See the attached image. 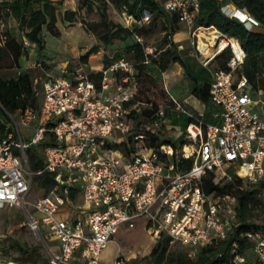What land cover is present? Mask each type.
Returning <instances> with one entry per match:
<instances>
[{"label": "built area", "instance_id": "1", "mask_svg": "<svg viewBox=\"0 0 264 264\" xmlns=\"http://www.w3.org/2000/svg\"><path fill=\"white\" fill-rule=\"evenodd\" d=\"M162 8L179 16L191 46L202 57L198 31L205 28L194 27L196 0H165ZM223 12L243 23L247 30L258 26L241 9L225 5ZM122 15L128 26L135 24L138 28L151 20L146 12L139 19ZM215 32L217 37L210 46L215 53L202 57L201 66L208 67L224 42L232 54L227 67L237 68L243 61V51ZM146 52L150 54L152 50L146 48ZM35 67L40 68V64L35 63ZM98 73V85L90 77L95 73L80 62L66 69L63 76L47 75L41 86L32 139L24 143L13 120L12 130L0 135V209L9 206L21 210L34 234L43 232L56 242L58 253L50 251L47 264H100L102 251L119 227L131 229L133 222L141 218L146 219V235L157 239L159 234H165L170 244H179L189 258L199 247L226 240L237 221V198L232 194H207L202 178L211 173L213 183L218 185L231 182L233 176L253 185L264 182V89L257 91L256 98L244 77L234 79L223 70H215L209 83V102L215 108L213 123L205 124L171 98L167 108L191 120L185 127L184 139L188 143L179 151L166 144L157 149L147 147L165 118V107H159L149 116L142 136L134 137L135 151L124 159L112 145L132 135L134 124L129 114L147 106L136 99L137 84L130 62L117 59ZM20 116L26 125L35 119L29 109ZM46 134L53 139V145L43 148V168L32 173L25 149L38 145ZM113 136H118L117 140ZM172 156L192 159V166L175 172L172 164L165 163ZM45 172L53 176L55 186L47 195L28 201L33 177ZM71 188L79 190L81 208L67 198ZM257 197L264 203V189ZM64 204L70 205L68 215L57 218L58 207ZM30 212L39 213L40 219ZM242 237L251 242V255H241L233 243L227 264H264V229L247 230ZM3 238L0 236V242ZM0 264L42 263L3 258L0 249ZM113 264L126 262L117 258Z\"/></svg>", "mask_w": 264, "mask_h": 264}, {"label": "trees", "instance_id": "2", "mask_svg": "<svg viewBox=\"0 0 264 264\" xmlns=\"http://www.w3.org/2000/svg\"><path fill=\"white\" fill-rule=\"evenodd\" d=\"M76 10L65 9L60 17L63 23L73 24L79 22L81 13L89 20L82 18L83 31L93 35L99 42L107 46L123 44L121 54L106 56L103 68L108 67L113 61L124 58L131 63L133 78L137 84L136 99L144 103L153 114L160 106L155 104L151 96L156 95L157 82L160 74L168 70L172 64H179L184 72L185 65L181 59V52L176 45H172L171 37L178 32V25L181 23L177 14H170L163 10L162 4L165 0H76ZM198 11L194 16V27L213 29L222 36L230 39L238 45L244 53L242 63L231 70L227 64L231 58L229 47H225L217 53L213 59L216 64L215 70H223L236 79L244 77L249 85L251 94L255 96L258 90L264 89V0H196ZM61 1L50 0H1L0 1V70L3 66L19 70L18 73L9 78H3L0 74V135L12 130V120L15 113H22L29 109L33 113H38L40 100L36 96L33 86L31 72L21 69L20 60L27 58L28 50L24 45L27 42L35 48L37 54L36 63L40 64L38 70H49L50 65L43 58L45 53V42L43 33L46 32L53 37H59L60 31L58 23V6ZM225 5H231L245 11L257 23V27L247 30L243 23L230 18L223 12ZM125 13L134 19H139L143 12L150 15V22L142 28L135 24L125 26L117 22L113 13ZM111 13V14H110ZM162 17L164 25L169 29V34L165 40V47L160 50H152L149 54L145 44L137 41V31L144 34L145 29L152 21ZM7 19H12L16 24V32L2 30L1 24ZM210 31V30H209ZM165 37V36H164ZM139 38V37H138ZM97 47H92L86 54L79 57L81 64L87 65L88 57L97 53ZM128 58V59H127ZM115 78L116 75H113ZM98 85L100 73L90 76ZM167 104L165 107V117L170 111L167 107L172 104L167 92ZM190 94L199 102L206 104L209 101V84L197 83L192 80ZM264 111V110H262ZM146 112L140 109L139 113L132 111L129 118L133 124L140 120ZM191 121L187 120V124ZM186 124V125H187ZM163 127V122H162ZM186 127V126H185ZM143 131L135 128L131 136L119 144L112 147L123 153L124 159L130 152L135 151L134 137L142 136ZM176 143L181 147L188 142L181 136L171 142L170 140H158L151 136L147 142V147L157 149L161 144L170 145L173 150ZM53 145V139L49 134L36 145L43 150L44 147ZM170 163L175 172H184L192 166V159H182L171 157ZM30 171L37 172L43 168V159L36 152L31 154L28 163ZM37 177L38 188L43 191V196L47 195L55 186L53 176L48 172ZM204 191L215 197L217 195L232 194L237 198L236 216L237 221L234 230L228 235L226 240L220 241L211 246L199 247L196 249L193 258L187 256L186 251L181 247L180 252L169 250L170 239L165 234H159L149 254L142 258L130 260L129 264H227L229 262L231 245H238V252L241 255L250 256L251 242L242 237V234L250 229H264V203L257 197V194L264 189V182L258 185L243 183L239 178L233 176L229 183L221 185L214 184L212 174L209 173L202 178ZM79 197V190L71 188L67 198L75 201ZM44 236V233H41ZM49 237V235H47ZM46 236V239L48 238ZM3 258H12L21 263H42L47 264L38 254L37 248L26 247L19 243L12 242L9 247L0 246ZM16 252L18 256L13 258L10 253Z\"/></svg>", "mask_w": 264, "mask_h": 264}, {"label": "rangeland", "instance_id": "3", "mask_svg": "<svg viewBox=\"0 0 264 264\" xmlns=\"http://www.w3.org/2000/svg\"><path fill=\"white\" fill-rule=\"evenodd\" d=\"M62 3L58 6V23L57 27L60 31L59 37H53L48 33H44V42H45V53L44 59L50 65L49 67V75L57 76L60 75L59 72L65 67V69L69 70L71 67L76 65L79 62V56L86 54L92 47H97L99 53H93L88 57V63L91 66H96L98 64H104L106 61V56H117L118 54L122 53L123 44H115L113 46H107L99 42L93 35L88 32L83 31L82 24L79 23L80 20L83 18L85 22H87L88 18L81 13L78 21L73 24L63 23L60 21V17L62 12L65 9L76 10L77 1L76 0H60ZM57 2V1H54ZM111 14V13H110ZM117 22L128 26L125 21L124 17L121 13H113ZM2 30H9L16 32V24L12 19H7L2 22L1 24ZM210 30V31H209ZM178 31L181 32L180 35L176 37V41L174 42L173 37H171L172 45L181 44L186 46L185 48L188 50H195L194 47L191 46V38L188 36L187 28L183 24L178 25ZM199 34V43L203 46H207V43H213V40L217 37V33L213 29H205L198 31ZM169 34V29H167L164 25L163 18L160 17L148 26L145 29L144 34L142 32L137 31V36L141 39V43L145 44L149 47L150 50H160L165 47V40L167 39V35ZM165 36V37H164ZM169 39V38H168ZM167 39V40H168ZM196 41V37L192 38ZM211 40V41H210ZM219 40L215 41L216 44ZM198 43V49L199 44ZM28 50V56L26 58L27 61H30L25 67H21L23 70H27L31 72L33 78V86L36 92L37 98L41 99V86L43 82L47 79L45 75L46 70H38L39 68L33 66L37 60V55H34L35 48L31 45H26ZM33 51V52H32ZM31 52V57L29 56ZM196 54V53H195ZM182 55V54H181ZM119 56V55H118ZM198 58L199 56L196 55ZM182 57V56H181ZM128 59V58H127ZM174 65V64H173ZM28 66V67H27ZM210 68L215 69L216 64L214 61L210 62ZM19 70L14 68H9L8 66H3L0 70V74L3 78L13 77L18 73ZM236 79V76H234ZM167 80H156L157 82V89L156 95L151 96V99L154 101L155 104L159 105L160 107H164L167 104V94L165 93V85L166 89L170 92L172 97L176 99H183L187 92H189V87L191 84L190 80H174L170 84H166ZM199 83H204L205 80H197ZM257 98V94L254 96ZM187 107V106H186ZM190 109L189 107H187ZM142 112L145 111L146 113L142 115L139 121L134 123V129H144L145 126L148 125V118L150 109L148 107L141 108ZM264 110V107H262ZM35 119H31L29 124L22 123V117L20 114L15 113L13 115L16 127L19 130L21 135V139L24 143H28L35 132L36 120H37V113L34 112ZM174 114L178 115L177 120L181 123H184V118L186 117L184 114L174 112ZM261 114V112L259 113ZM175 115V116H176ZM171 119V118H170ZM175 119V118H173ZM154 136L158 140H170L171 142H175L174 134L172 129H167L165 126L160 128L157 132H155ZM185 133L181 135V138H184ZM118 136H113L112 139L117 140ZM176 151L180 150L179 145L176 143L175 145ZM37 153V155L42 158L43 150L38 148L37 146H30L25 149V155L27 162L31 158V154ZM33 173V171H30ZM43 196V191L38 188L37 177H33V185L32 191L30 195L27 197V200L30 202L35 201L37 198ZM67 204L60 205L57 210L56 217H66L67 214ZM36 219H40V214L35 212H30ZM27 217L24 212L15 208L6 206L3 209H0V236H3L2 242H0V246L2 247H9L12 242L19 243L20 245L37 248L38 254L44 260L49 261V254L50 251L53 253H58L57 244L53 242L47 235L44 233L43 240L45 241L46 236L48 237L45 241V246L41 243V241L37 238V236L29 229L27 224ZM142 222H146L145 218L137 219L133 222L134 229H126V225H124L125 229H120V232H128L123 235H116L113 237V242L109 243L107 247L103 250L102 255L100 256V264H113V262L119 258L124 260L126 264L130 263V260L135 258H142L149 254L154 243L150 240L149 237L144 235L141 230L137 229L140 227ZM42 235V234H41ZM45 237V238H44ZM169 250L172 252H180L181 247L177 244L169 245ZM11 257L15 258L18 256V253L11 252ZM69 264H78L70 262Z\"/></svg>", "mask_w": 264, "mask_h": 264}, {"label": "crops", "instance_id": "4", "mask_svg": "<svg viewBox=\"0 0 264 264\" xmlns=\"http://www.w3.org/2000/svg\"><path fill=\"white\" fill-rule=\"evenodd\" d=\"M1 1V0H0ZM50 1H60V0H50ZM183 24V23H180ZM185 26V24H183ZM45 33V32H44ZM43 33V36H44ZM181 32L178 31L177 33H175L173 35V40L174 42L176 41V37L178 35H180ZM187 34V33H186ZM45 38V36H44ZM211 41V40H210ZM211 42H209V47L207 44V49L209 51L208 54H203L202 57H206V56H211L215 53V49L211 48ZM178 50L181 52V59L185 65L186 68V72H184L183 68L175 63L174 65L172 64L168 70H166L165 72L160 74L159 79L160 80H167L166 84H170L171 82H174V80H190L192 82V80H205L204 83H210L212 80V72L213 69L209 67H203L200 64V60L202 59V57H197V53L196 50H188L186 49L184 45L181 44H177ZM33 52V51H32ZM99 52H97L96 54H98ZM196 53V54H195ZM34 55L36 54V51H34ZM29 56L31 57V52L29 54ZM80 57V56H79ZM212 60V59H211ZM30 61H27L26 58H22L20 60V65L21 67H25L24 65H27ZM89 61H87V68L90 69L91 72L93 73H98L101 68H102V64H98L96 66H91L89 63ZM211 62V61H210ZM36 63V62H35ZM32 64L33 66L35 65ZM28 67V66H27ZM65 67L59 72L60 75L57 76H63V72L65 71ZM45 75H49V70L44 71ZM197 83H199L197 81ZM191 86V84H190ZM166 85H165V90L168 93V95L170 96V98H173L174 100L182 103L185 107H189L190 109H187L192 112L193 114H195L196 116H199L201 118V120L205 123V124H211L214 122V118H213V114L215 112V108L212 106V104L208 101L206 104H203L201 102H199L194 96H192L190 94V87H189V92H187L186 96L183 99H176L175 97H172V95L170 94V92L166 89ZM174 114V112L172 111H168L166 117L164 118L163 121V127L165 126L167 129H172L173 130V134H174V139L177 140L183 133H185V126L187 124V120H189V118L185 117L184 118V123H181L178 118V115ZM171 118V119H170ZM175 118V119H173ZM74 204H76L78 207L81 206V198H77L74 202ZM70 208V205H67V209ZM81 208V207H80ZM146 222H142V224L140 225V227H138L137 229L141 230L142 233H144V228H145ZM126 227V226H125ZM120 229H125L124 225L120 226L118 231L116 232V234L114 236H116L118 233V235H123L125 233H129L130 231L128 230V232H120ZM126 229H129L126 227ZM134 229V226L133 228ZM146 235V234H144ZM113 236V237H114ZM147 237L150 238V240L152 241V243L155 244L156 239H154L151 236L146 235ZM113 242V239L112 241ZM110 242V243H111ZM107 247V246H106ZM103 252V251H102ZM102 255V253H101ZM114 263V262H113Z\"/></svg>", "mask_w": 264, "mask_h": 264}, {"label": "bare ground", "instance_id": "5", "mask_svg": "<svg viewBox=\"0 0 264 264\" xmlns=\"http://www.w3.org/2000/svg\"><path fill=\"white\" fill-rule=\"evenodd\" d=\"M199 44H200V43H199ZM225 46H226L225 43L222 42V43L220 44V47H219V51H218V52H221V51L225 48ZM199 50H200L203 54H205V55L209 53L207 47H206V46H203L202 44L199 45Z\"/></svg>", "mask_w": 264, "mask_h": 264}, {"label": "water", "instance_id": "6", "mask_svg": "<svg viewBox=\"0 0 264 264\" xmlns=\"http://www.w3.org/2000/svg\"><path fill=\"white\" fill-rule=\"evenodd\" d=\"M35 235L41 241V243L45 246V241L43 240V237H42L41 233L39 231H36Z\"/></svg>", "mask_w": 264, "mask_h": 264}]
</instances>
